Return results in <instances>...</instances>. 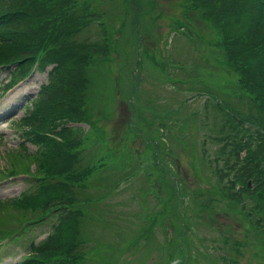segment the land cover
I'll return each instance as SVG.
<instances>
[{
    "label": "rangeland",
    "instance_id": "rangeland-1",
    "mask_svg": "<svg viewBox=\"0 0 264 264\" xmlns=\"http://www.w3.org/2000/svg\"><path fill=\"white\" fill-rule=\"evenodd\" d=\"M190 3L194 5L193 0H86L85 6H93L89 11L95 8L102 19L94 20L76 39L100 40L97 45L103 41L107 53H98L97 62H91L88 71L85 104L90 113L82 122L85 126L80 134L84 139L91 138V143L95 141L100 150L93 145L95 167L80 186L85 196H81L78 206L85 221L89 211L97 209L107 196L109 208L122 215L105 224L94 223L104 234L98 236L99 230H92L101 244L88 243L83 248L85 253H93L89 257L93 264H170L172 257L165 255L180 254L182 250L195 251L199 264H264V241L253 233L254 228L237 208L227 209L223 197L207 184L209 175L203 169L207 163L200 157L203 153L199 141L205 139L210 156L218 148L211 138L210 125L203 124L206 113V120L211 122L212 112L206 105H218L217 101L206 100L208 91L224 101L244 107L247 104L245 95L232 83L233 78L221 69L223 51L211 45L218 39L214 22L202 16L203 7L194 9ZM105 33L107 38L102 39ZM46 76L45 71L35 70L0 98V113L7 114L0 120V198L13 197L11 203H0V258L11 250L23 253L28 240L44 236L51 222L57 220V213L48 212L41 218L47 220L30 227L22 236L29 219L41 214L32 216L31 209L14 204L19 193L35 189V178L42 172L36 166L39 149L28 139L30 127L15 119L23 116L24 103L36 94L41 82H46ZM237 93L244 97L240 99ZM131 122L140 125L139 129ZM178 131L180 136L174 139ZM169 136L172 141L182 142L172 143ZM21 141L27 149H18ZM162 141L168 149L161 148ZM136 152L141 156L137 158ZM149 158L159 162L157 179L166 178L171 168L185 179L184 190L200 186L202 194L180 199L176 192L171 195L159 184L160 200L149 195L145 204L134 192L138 184L134 180L107 195L111 181L127 169L137 170L138 161ZM151 172L144 175L150 177ZM98 173L109 178L97 184ZM133 177H126L125 183ZM142 184L144 188L150 186V182L141 180ZM209 199L213 203L210 208L201 205V200ZM185 221L190 228L183 239ZM183 261L185 257L181 264Z\"/></svg>",
    "mask_w": 264,
    "mask_h": 264
},
{
    "label": "trees",
    "instance_id": "trees-1",
    "mask_svg": "<svg viewBox=\"0 0 264 264\" xmlns=\"http://www.w3.org/2000/svg\"><path fill=\"white\" fill-rule=\"evenodd\" d=\"M85 3L86 0H0V63L5 62L3 66L18 64L10 82L30 70V64L44 67L49 62L54 63L47 82L42 83L38 94L27 101L23 116L15 119L40 133L33 143L39 149L36 166L42 171L39 187L34 193L19 198L16 205L31 209L32 216L53 211L61 204L71 208L54 225L49 237L33 249V255L21 264H93L79 247L80 242L94 234V223L102 221L105 224L122 216L103 202L97 209H91L83 221V212L78 206L85 196L80 186L93 172L92 159L83 153L79 140L81 128L69 129L64 123L89 116L85 102L90 63L97 62L98 53H107L103 41L97 45L100 40L76 39L92 18L99 17L97 10L94 8L90 12L92 5L85 6ZM193 4L190 3L194 9L203 7L204 15L214 22L218 39L211 45L223 51L225 61L221 69L233 78L235 83L231 82L245 95L247 104L244 107L220 97V103L213 106L211 122L204 120L203 124L210 125L214 134L209 136L218 145L210 157L206 141H199L203 153L200 157L207 163L203 168L209 175L207 184L223 197L227 209L237 208L254 228L253 233L264 241V0H193ZM237 94L240 99L244 97ZM130 125L138 129L140 126L132 122ZM179 133H175L176 137L173 135L174 139L179 138ZM168 140L172 141V136ZM177 142L182 141H172ZM162 143L161 148L168 149L169 146L164 147L166 143ZM17 147L27 149L24 144ZM146 164L159 172L158 161L152 158ZM168 173L166 178L160 177L158 183L170 190L171 195L176 192L180 199L187 195L194 199L202 194L200 186L184 190L185 179L178 177L175 170L170 168ZM153 176L147 177L143 172L141 180L151 183ZM95 180L97 184L103 182L99 174ZM144 186L140 185L141 191L150 189ZM211 201L200 202L210 208ZM239 201L242 203L236 207ZM8 202L12 201L0 200L2 204ZM100 207H103L102 213ZM188 228L190 225L185 221L183 239L187 238ZM191 256L183 264H189L190 260L199 264Z\"/></svg>",
    "mask_w": 264,
    "mask_h": 264
}]
</instances>
